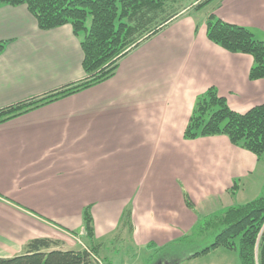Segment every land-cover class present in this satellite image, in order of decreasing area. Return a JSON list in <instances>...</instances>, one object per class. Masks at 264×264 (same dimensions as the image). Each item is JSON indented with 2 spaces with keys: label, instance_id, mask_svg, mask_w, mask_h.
I'll list each match as a JSON object with an SVG mask.
<instances>
[{
  "label": "crops",
  "instance_id": "0c3cea01",
  "mask_svg": "<svg viewBox=\"0 0 264 264\" xmlns=\"http://www.w3.org/2000/svg\"><path fill=\"white\" fill-rule=\"evenodd\" d=\"M193 11L186 8L126 53L105 81L0 123V257L22 254L31 239L50 238L60 250L95 243L111 264L119 258L109 254V243L127 237L134 259L141 249L191 237L200 218L231 206L224 197L235 181L234 189L245 190L243 181L263 157L225 135L188 139L183 130L211 86L239 113L264 103V77L248 76L252 57L206 36L213 13L264 39V0H220L203 14ZM0 42V108L85 76L71 26L42 30L24 4L0 5ZM85 207L92 242L83 230ZM127 207L130 234L119 231ZM167 259L157 264H170Z\"/></svg>",
  "mask_w": 264,
  "mask_h": 264
},
{
  "label": "trees",
  "instance_id": "16d2710c",
  "mask_svg": "<svg viewBox=\"0 0 264 264\" xmlns=\"http://www.w3.org/2000/svg\"><path fill=\"white\" fill-rule=\"evenodd\" d=\"M194 1L197 3L191 8L199 10L213 0H0V5H26L42 30L69 24L80 42L85 74L78 82L0 108V123L110 78L126 53L164 28ZM206 36L229 52L250 55L253 65L249 79L264 77V39L257 38L250 28L210 13L206 18ZM4 46L5 42H0V52ZM214 135H225L230 143L260 160L264 154V103L239 113L228 106L215 87H209L197 98L183 136L193 139ZM237 186L235 181L231 188ZM185 203L194 209L187 196ZM82 221L85 237L92 242L93 219L89 207L84 208ZM119 225V231L126 230L128 234L133 231L130 208L123 211ZM209 228L217 231L214 241L189 252L186 258L224 248L237 253L239 264H264V190L245 203L200 218L192 228L191 237L156 248L154 253L178 254L183 249L181 244ZM56 245L58 242L50 238L31 239L22 254L0 257V264H90L91 256L84 248L60 250L54 249ZM86 246L98 254L97 244Z\"/></svg>",
  "mask_w": 264,
  "mask_h": 264
},
{
  "label": "rangeland",
  "instance_id": "374dc122",
  "mask_svg": "<svg viewBox=\"0 0 264 264\" xmlns=\"http://www.w3.org/2000/svg\"><path fill=\"white\" fill-rule=\"evenodd\" d=\"M220 0H213L211 3L203 6L200 10L193 11V15L198 12V14H203L205 11L210 8L213 9L215 4H217ZM195 1L191 4L194 6ZM217 6V5H216ZM216 17H219L215 15ZM231 23L238 24L239 22L231 21ZM245 27H248L244 24H238ZM251 30H255L251 27H248ZM262 166L254 173H252L249 177H247L243 181V185L245 186V190H236L231 189L227 195H225L226 201L229 205L242 204L246 201H249L257 196H259L264 190V154L262 156ZM240 183V182H237ZM251 184V185H250ZM241 185V184H240ZM239 185V186H240ZM226 203V202H225ZM217 231H214L212 228L205 229L204 233L196 234L192 237V240H188L184 244L183 249L180 251V255L182 257L180 259H167L165 255H155L154 250L141 249L136 251L135 254L133 252L134 259H131L129 252V242L127 237H123V240L113 239L111 243H109V254H114L115 257L119 259L112 260L111 264H157L161 260L167 259L170 264H239L238 256L235 251L226 250L224 248H216L211 250L209 253L205 255H201L195 258H186L184 256L188 255L189 252L200 250L206 246H209L215 239ZM127 240V241H125ZM113 249L116 251L111 252ZM97 255V254H96ZM99 259L105 264V260L98 256ZM151 257H153V262L151 261ZM157 261V263H155Z\"/></svg>",
  "mask_w": 264,
  "mask_h": 264
},
{
  "label": "built area",
  "instance_id": "2783aa9c",
  "mask_svg": "<svg viewBox=\"0 0 264 264\" xmlns=\"http://www.w3.org/2000/svg\"><path fill=\"white\" fill-rule=\"evenodd\" d=\"M91 255L92 262L90 264H103L100 259H98L95 255H93L85 246H83Z\"/></svg>",
  "mask_w": 264,
  "mask_h": 264
}]
</instances>
